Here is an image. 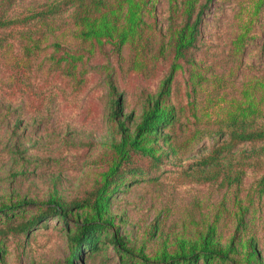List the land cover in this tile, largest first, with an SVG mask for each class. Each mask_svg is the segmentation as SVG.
<instances>
[{
	"label": "trees",
	"instance_id": "16d2710c",
	"mask_svg": "<svg viewBox=\"0 0 264 264\" xmlns=\"http://www.w3.org/2000/svg\"><path fill=\"white\" fill-rule=\"evenodd\" d=\"M212 1L165 0L161 25L158 0H31L25 4L0 0V56L14 57L26 70L65 80L61 91L66 97L82 89L88 62L105 45L113 46L116 53L127 47L128 70L158 82L134 115L123 112V99L108 77L109 139L100 160L102 169L82 197L64 199L55 185L45 201L5 191L0 198V261L7 239L28 237L37 224L56 218L64 225L71 248L65 264H78L84 255L94 258L109 247L113 264H264L247 230L252 218L246 221L243 215L224 245L216 234V222L192 236L179 234L167 242L155 220L149 237L162 240L153 250L145 242L126 241L113 229L109 216V203L117 192L140 182L160 185L166 172L175 180L239 187L252 160L260 162L264 154V69L232 92L244 36L234 37L229 65L215 67L211 80L206 81L194 58L203 15ZM67 37L75 45L65 44ZM249 146L248 152L243 151ZM7 153L14 156L15 152ZM27 167V162L19 163L13 175H26ZM255 190L259 202L264 174ZM254 196L247 195L244 211L254 204ZM236 202L241 206V199Z\"/></svg>",
	"mask_w": 264,
	"mask_h": 264
},
{
	"label": "rangeland",
	"instance_id": "374dc122",
	"mask_svg": "<svg viewBox=\"0 0 264 264\" xmlns=\"http://www.w3.org/2000/svg\"><path fill=\"white\" fill-rule=\"evenodd\" d=\"M165 5V0L156 3L161 25ZM237 35L244 36V44L234 94L241 81L257 77L264 69V0H213L205 9L200 43L193 55L206 81L212 79L215 67H226L225 62L229 65V48ZM64 43L75 45L69 37ZM128 53L127 47L116 53L111 45L94 51L82 89L68 97L61 91L65 80L52 73L45 77L39 71L26 70L14 57L4 60L0 56V198L12 189L14 194L45 201L55 185L62 198L70 199L82 197L90 189L102 169L100 160L111 129L108 77L116 95L123 99L125 114L138 115L145 94L152 93L158 84L156 78L128 70ZM6 104L9 111L4 114ZM8 151L15 152L14 156ZM23 161L28 163L27 174L14 176ZM252 164L241 185L230 189L175 180L169 172L161 174L160 185L140 182L127 186L109 203L113 229L126 241L145 242L147 249L153 250L163 238L170 242L179 234L192 236L216 222V234L224 245L232 237L239 215H243L246 221L252 218L247 230L258 256L264 258V191L259 202L255 192L256 182L264 174V154L260 162L253 159ZM252 194L254 204L244 211L245 199ZM236 199H241V206ZM155 220L161 240L148 234ZM29 233L28 237L5 241L0 264L66 263L71 248L64 225L56 218L40 222ZM114 259L109 247L94 258L84 255L78 264H113Z\"/></svg>",
	"mask_w": 264,
	"mask_h": 264
}]
</instances>
